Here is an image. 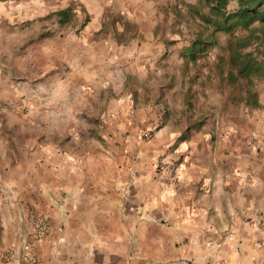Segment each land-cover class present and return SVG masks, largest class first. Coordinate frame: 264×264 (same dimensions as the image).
Returning <instances> with one entry per match:
<instances>
[{"label": "crops", "instance_id": "0c3cea01", "mask_svg": "<svg viewBox=\"0 0 264 264\" xmlns=\"http://www.w3.org/2000/svg\"><path fill=\"white\" fill-rule=\"evenodd\" d=\"M6 3L0 250L16 255L0 264H264V113L234 125L175 110L166 85L132 93L100 24L42 35ZM33 217L47 233L29 251Z\"/></svg>", "mask_w": 264, "mask_h": 264}, {"label": "rangeland", "instance_id": "374dc122", "mask_svg": "<svg viewBox=\"0 0 264 264\" xmlns=\"http://www.w3.org/2000/svg\"><path fill=\"white\" fill-rule=\"evenodd\" d=\"M6 1L8 14L25 18V24L37 21L42 30L46 21L50 30L42 35L79 36L85 27L100 24L105 39L109 34V42L129 51L127 59L121 56L115 79L120 84L125 78V89L129 86L132 93L144 95L152 86L159 100L161 87L166 85L175 110L227 111L234 125L242 124L240 116L264 113V80L247 83L227 78V42L243 31L233 36L212 35L191 15L197 0ZM235 7L233 0L229 10ZM64 9L70 10L69 21L60 25L54 14ZM199 35L204 44L191 57L188 51ZM255 55L264 61V48H258ZM86 120L94 125L99 122ZM229 122L227 119V126Z\"/></svg>", "mask_w": 264, "mask_h": 264}, {"label": "trees", "instance_id": "16d2710c", "mask_svg": "<svg viewBox=\"0 0 264 264\" xmlns=\"http://www.w3.org/2000/svg\"><path fill=\"white\" fill-rule=\"evenodd\" d=\"M232 1L197 0V5L191 7V15L210 29L212 35L223 33L233 36L236 31H243L227 42L229 81L251 83L254 79L264 80V61L255 55L258 48H264V0H236L235 9L229 10ZM69 13V9H64L54 15L58 23L64 25L69 21ZM200 35L188 51L191 57L194 50L202 49L204 41ZM252 45H256L255 48L248 51Z\"/></svg>", "mask_w": 264, "mask_h": 264}, {"label": "built area", "instance_id": "2783aa9c", "mask_svg": "<svg viewBox=\"0 0 264 264\" xmlns=\"http://www.w3.org/2000/svg\"><path fill=\"white\" fill-rule=\"evenodd\" d=\"M32 221L34 225V232H33L32 242L27 246V249L29 251H31L34 247L40 245L47 233V222L43 217H33ZM257 225L260 228L264 227L263 218L261 217L258 218ZM15 255H16L15 248H9L5 251L0 250V261L5 260L6 262H9L13 260ZM29 263L30 264H42L36 257H32L31 255L29 257Z\"/></svg>", "mask_w": 264, "mask_h": 264}]
</instances>
